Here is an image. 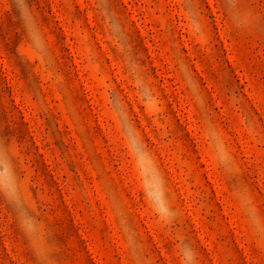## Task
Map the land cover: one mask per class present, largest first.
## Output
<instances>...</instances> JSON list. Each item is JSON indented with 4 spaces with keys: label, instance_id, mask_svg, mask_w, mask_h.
<instances>
[{
    "label": "rangeland",
    "instance_id": "1",
    "mask_svg": "<svg viewBox=\"0 0 264 264\" xmlns=\"http://www.w3.org/2000/svg\"><path fill=\"white\" fill-rule=\"evenodd\" d=\"M0 156V264H264V0H0Z\"/></svg>",
    "mask_w": 264,
    "mask_h": 264
},
{
    "label": "clouds",
    "instance_id": "2",
    "mask_svg": "<svg viewBox=\"0 0 264 264\" xmlns=\"http://www.w3.org/2000/svg\"><path fill=\"white\" fill-rule=\"evenodd\" d=\"M0 176H8L11 179L12 183L15 184L16 190L14 192L10 189L5 192L7 196L15 200L16 193L18 192V178L15 174L14 162L10 159H5L2 156H0ZM21 224L26 230H30L31 224L27 218L23 219L21 221Z\"/></svg>",
    "mask_w": 264,
    "mask_h": 264
}]
</instances>
